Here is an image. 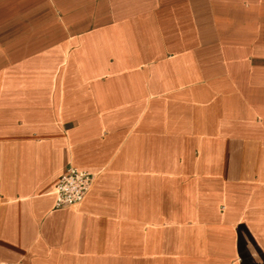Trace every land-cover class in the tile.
<instances>
[{"label": "crops", "instance_id": "obj_1", "mask_svg": "<svg viewBox=\"0 0 264 264\" xmlns=\"http://www.w3.org/2000/svg\"><path fill=\"white\" fill-rule=\"evenodd\" d=\"M0 262L264 264V0H0Z\"/></svg>", "mask_w": 264, "mask_h": 264}, {"label": "built area", "instance_id": "obj_2", "mask_svg": "<svg viewBox=\"0 0 264 264\" xmlns=\"http://www.w3.org/2000/svg\"><path fill=\"white\" fill-rule=\"evenodd\" d=\"M94 175L75 167H68L55 187V207L79 203L90 189ZM0 264H14L0 262Z\"/></svg>", "mask_w": 264, "mask_h": 264}]
</instances>
